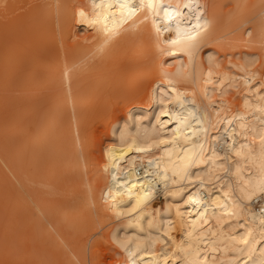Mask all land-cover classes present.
<instances>
[{"label":"bare ground","instance_id":"1","mask_svg":"<svg viewBox=\"0 0 264 264\" xmlns=\"http://www.w3.org/2000/svg\"><path fill=\"white\" fill-rule=\"evenodd\" d=\"M4 4L25 9L0 31V254L89 264L97 216L113 264H264V0ZM107 95L136 99L100 163Z\"/></svg>","mask_w":264,"mask_h":264},{"label":"rangeland","instance_id":"2","mask_svg":"<svg viewBox=\"0 0 264 264\" xmlns=\"http://www.w3.org/2000/svg\"><path fill=\"white\" fill-rule=\"evenodd\" d=\"M40 1L42 2V0H33L34 3ZM24 9L25 8H23V5H20V7H17L15 11H11V9L9 11V6L4 4V0H0V31L5 32L18 27L17 24L13 25V21L19 18ZM92 31L93 29L91 26H79L75 28V30L73 29V34L71 36L70 42H75L76 40L90 41L92 39L91 37H87V35ZM238 98H240L239 95L236 96V99ZM134 99H136L135 96H131V98L128 99L127 97H121L119 95H107L98 101L97 109L94 111L95 114H92L93 118L88 121L87 126L88 135L91 142L93 143L94 152L98 157V161H100V163L101 160L104 159L106 151L105 144L115 139V135L113 134L112 129L120 126V124L122 125L124 122H128L129 126H133V121L127 120L126 112L129 105ZM121 107L123 109L122 112ZM80 187L84 191L85 188L83 183H81ZM69 188L71 189L72 187L69 186L67 190V192L71 194L72 189L70 190ZM254 204L258 207L260 205V202L257 200V202ZM115 222L116 220L114 221V219H108L106 221L98 220L97 216H94L93 221L90 222V225L87 229L84 230L79 228L77 240L78 243L84 246L85 252L86 254H88L87 256L89 264L91 263L92 259L93 261H99L100 259L101 261L106 262L104 264H113L115 260L114 258H112L113 256L121 257V255L124 254V247L119 244L115 235L110 230L111 227L116 224ZM6 234H8V232H6L4 236ZM62 243L66 242L64 241ZM67 246L68 245L66 243V247ZM15 255L17 254H11L4 257L2 256V254H0V264H55V261L53 259H50L49 256L44 261L42 254H40L39 257H35V255H38V253L36 252L30 251V253L24 259H22V261L19 262L15 261ZM127 256L130 258L132 257V255L130 254H127ZM97 257L99 259H97ZM73 258L76 260V262L79 263L78 259H76L75 256H73ZM112 259L114 260L112 261ZM98 261L97 263L100 264L101 262Z\"/></svg>","mask_w":264,"mask_h":264}]
</instances>
